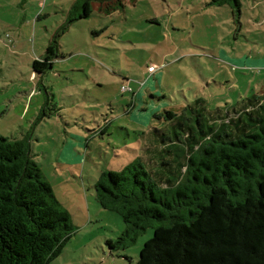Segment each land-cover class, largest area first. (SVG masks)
Listing matches in <instances>:
<instances>
[{
  "label": "rangeland",
  "instance_id": "rangeland-1",
  "mask_svg": "<svg viewBox=\"0 0 264 264\" xmlns=\"http://www.w3.org/2000/svg\"><path fill=\"white\" fill-rule=\"evenodd\" d=\"M117 1L124 7L113 8ZM74 2L0 0V137L30 140L71 214L76 232L51 264H135L154 231L111 249L126 225L99 204L96 185L142 156L143 134L164 128L150 118L148 68L162 75V106L180 114L197 97L216 111L264 94V0H240V9L234 0L95 2L90 18L70 25ZM53 42V68L35 72Z\"/></svg>",
  "mask_w": 264,
  "mask_h": 264
},
{
  "label": "trees",
  "instance_id": "trees-1",
  "mask_svg": "<svg viewBox=\"0 0 264 264\" xmlns=\"http://www.w3.org/2000/svg\"><path fill=\"white\" fill-rule=\"evenodd\" d=\"M113 1L77 0L68 23L90 18L95 2ZM56 57L53 42L35 72L52 69ZM184 110L154 116L165 124L151 130V157L97 182L99 204L126 225L108 246L126 249L153 229L135 264H264V94L216 111L200 97ZM75 232L30 140L0 137V264H51Z\"/></svg>",
  "mask_w": 264,
  "mask_h": 264
},
{
  "label": "crops",
  "instance_id": "crops-1",
  "mask_svg": "<svg viewBox=\"0 0 264 264\" xmlns=\"http://www.w3.org/2000/svg\"><path fill=\"white\" fill-rule=\"evenodd\" d=\"M76 1L77 0H75V2ZM150 23H154L155 24V23H159V21H158L157 18H154V19L150 20ZM153 65L157 66L156 64H153ZM148 73H149V76H148V78H147V80H146V82L144 84V88L147 87V90H146L147 94L151 97V99H153L155 101L154 104H153V106H152V109L150 110V113L149 114H150V118L153 117L154 119H156L154 116L156 114H160V113L163 112V111L162 112L159 111V108L160 107L161 108L163 107V109H165V110L167 109L166 108L167 106H162V104H163V101L162 100L163 99L160 98V97H157L158 94L156 93V88H155V85H157V87L160 86V83L162 81V75H161V73L158 72V70L155 73H150L149 70H148ZM152 80H155L156 81V84H154ZM137 96H139V97L142 96V89L137 93ZM197 98H199V97H197ZM158 101H161V102L158 103ZM187 102H188V104L191 103L189 101H187ZM155 109H158V112H156ZM166 111H168V110H166ZM160 122L162 123V125L164 124L162 120H160ZM131 123H132V126H133L135 122H133V120H131ZM129 133H130V130H128V134ZM143 137H144V145H143V147H144V153L142 154V156L145 155V156H150L151 157L152 156V153H155V151H156L155 148L154 149H151L152 146L156 145L155 142H154V140L152 139L151 131L149 133L143 135Z\"/></svg>",
  "mask_w": 264,
  "mask_h": 264
},
{
  "label": "built area",
  "instance_id": "built-area-1",
  "mask_svg": "<svg viewBox=\"0 0 264 264\" xmlns=\"http://www.w3.org/2000/svg\"><path fill=\"white\" fill-rule=\"evenodd\" d=\"M158 69H159L158 66L153 65L150 66L148 70L150 73H155ZM122 92H133V90L129 87L122 86Z\"/></svg>",
  "mask_w": 264,
  "mask_h": 264
}]
</instances>
